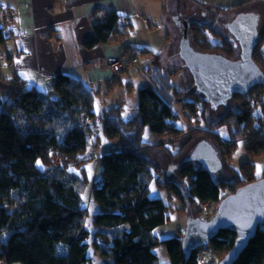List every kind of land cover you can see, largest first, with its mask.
Returning a JSON list of instances; mask_svg holds the SVG:
<instances>
[{"label": "trees", "instance_id": "obj_1", "mask_svg": "<svg viewBox=\"0 0 264 264\" xmlns=\"http://www.w3.org/2000/svg\"><path fill=\"white\" fill-rule=\"evenodd\" d=\"M120 26L116 18L96 21L94 35L85 39L83 45L91 48L112 40ZM128 27L130 23L126 24ZM259 37L256 47L263 41L264 32ZM7 39L4 27L0 26V44ZM202 46L206 47L204 42ZM256 47L252 59L264 73V59L257 60ZM130 48L125 46L127 51H132ZM216 48V44L208 47L213 51ZM148 52L151 53L137 49L133 53ZM255 86L264 90V84ZM176 91L175 98L183 93L180 89ZM202 98L179 101L192 114L197 110L195 102L200 101L202 106L195 113L197 116L190 118L186 116L188 113L182 114L188 119L189 136L208 133L218 148L204 140L220 153L217 157L221 164L240 138H245L249 153H264V101L257 102L259 113L247 100L239 104L237 111H228L210 123L202 116L203 104H207ZM94 108L95 90L66 72H58L47 90L21 82L12 87L8 97L0 98V264H90L87 249L91 232L86 226L89 211L81 197L85 184L81 175L62 165V159L66 157L82 164L93 158L83 157L90 145V132L81 126L80 118L82 115L93 118ZM177 118L151 83L138 89L136 109L129 118L122 116L120 103L102 111L99 122L102 134L109 140L119 141L118 150L98 156L99 174L90 187L91 200L97 207L90 215V224L111 231L110 237L104 234L109 240H92L96 248L105 244L102 252L107 259L103 264H159L154 249L160 244L167 251L169 264H198L202 248L210 247L222 258L233 245L235 234L228 229H220L208 243L188 252L183 248L181 237L159 240L153 236L154 228L168 217V205L161 198L150 196L151 171H156L157 166L149 159L148 151L164 147L165 140L170 141L184 132L176 126ZM200 120L206 129H201ZM220 128H226L225 136L218 132ZM146 129L156 137H165L164 140L146 142L143 139ZM54 153L62 163L51 161ZM194 161L187 160L179 168L181 177L192 180L186 195L189 205L219 202L232 193H225L223 186H232L231 190L235 191L260 178L255 177L251 162L242 163L240 173L226 182L213 177L206 168L197 167ZM154 179L158 187L174 192L182 200V192L175 182L163 184L158 176ZM230 264H264V223L258 225L243 251Z\"/></svg>", "mask_w": 264, "mask_h": 264}, {"label": "rangeland", "instance_id": "obj_2", "mask_svg": "<svg viewBox=\"0 0 264 264\" xmlns=\"http://www.w3.org/2000/svg\"><path fill=\"white\" fill-rule=\"evenodd\" d=\"M145 1L147 2L148 0H143V2ZM146 4L148 10L152 13V15H148V19L152 21V26L149 28L146 21L142 20L136 28L141 42H147L152 52L139 54L141 58H147V61L138 70L131 69L128 71L131 68L129 66L130 68L127 70L129 72L128 74L126 70L119 72L121 82H111L109 87L104 86L99 89L98 85L94 87L96 91V110L95 108L94 110L96 111L95 115L99 116L103 109L112 102H115V104L120 103L122 105V116L129 118L130 113L137 105L138 89L147 85L144 81L146 80L158 90L159 94L170 104L173 111L178 115L175 124L177 127L183 128L184 132L170 141L168 139L165 140L164 147H154L148 151L149 159L157 166L156 171H151L150 196L161 198L168 205L166 210L168 217L166 221L152 231L153 236L160 240L173 236L182 237L187 231L189 219L196 216L201 218L200 208L194 202L189 205L190 203L186 198L192 180L188 177H181L179 168L192 154L194 155L200 140L206 139L215 149L218 148L210 139L211 136L208 133L189 136L187 131V125L189 123L188 119L184 117L185 113H188L189 115L186 116H190V118L197 116L195 113L202 109V106L199 104L200 101L195 102V108L197 110L192 114L188 110V107L182 105L179 101L184 98L193 100L198 98V100H201L203 96L201 93L197 94L195 91L188 93L192 85V79L194 78V71H192V68L184 67L183 62L181 63L179 60L181 58L176 54L182 42L183 25L181 22L185 17L191 18V15H194L195 21L190 24L189 29H186L189 43L193 50L196 49L195 51L202 53H217L230 59H239L240 55L243 54L240 38L243 34H240L242 30H239L242 28L241 25L234 22L238 18L246 19L252 16L254 18L256 17L257 25L254 28L258 35L263 33L264 0H149ZM162 8H164V12L161 14ZM172 17H175V20L179 23L178 25L174 23V20L171 19ZM185 21L188 22L187 20ZM200 41L204 42L206 47L202 46V42ZM214 44L217 45L215 51L208 49L210 45ZM257 49L259 51L257 60L264 59V39L255 50ZM3 50L4 46L0 44V55H2L1 52ZM128 54L130 53L126 52V55ZM257 87L259 86H255L243 94H235L227 99V101L209 100L206 102L207 104H203L205 113L202 116H205L210 123H214L228 111H237L240 108L239 104L247 100L253 105L254 111L259 113L260 108L257 102L264 101V90L258 89ZM105 88L110 89L105 90ZM175 88L183 92L177 98H175L177 94V89ZM259 97L260 100L258 99ZM200 122L201 124L199 126H201V129H206V125L202 120ZM42 123L47 124L43 120ZM207 128H210V126H207ZM101 131L102 128L100 125L89 128L90 145L83 154V157L88 158L93 156V158L82 164L76 163V160L67 159L66 157L62 159V165H66L67 168L74 170V173L81 175L80 177L85 184V190L81 197L83 204L89 211V216L86 217V226L91 232L89 238L90 244L87 249V254L90 256V264H103L107 259L102 252L105 244L102 243L99 248H96L92 240L96 238L98 241H105L109 240L111 236V231L107 232L105 227L90 224V215L97 209L91 200L90 187L93 181H97L96 177L99 174L100 164L98 156L111 150L119 149V141L107 139ZM98 132L99 134H97ZM218 132L221 136H225L226 128H220ZM147 140L153 142L149 138ZM57 158L58 155L54 153L50 159L53 162H58V164L62 163ZM194 160L193 163L197 167L204 165L202 161L198 159ZM244 162L253 163L255 177L264 176V153L260 155L249 153L246 149L245 138H240L237 140L230 156L222 162L221 168L212 172L213 177L217 179L222 178L224 181L229 182L234 174L240 173L241 164ZM83 168H85L84 174L81 173L84 170ZM155 176H158L163 184L168 181L175 182L182 192V200L174 192L166 188L158 187L155 183ZM223 188L225 193L234 192V190H231L232 186H223ZM261 223L263 224L264 221ZM104 234L109 237L104 236ZM154 252L158 257L159 264H169L167 251L162 244L157 246ZM199 254L200 261L198 264H217L221 258L219 253L215 254L210 247L202 248Z\"/></svg>", "mask_w": 264, "mask_h": 264}, {"label": "crops", "instance_id": "obj_3", "mask_svg": "<svg viewBox=\"0 0 264 264\" xmlns=\"http://www.w3.org/2000/svg\"><path fill=\"white\" fill-rule=\"evenodd\" d=\"M147 2L0 0V8L6 12L4 17H0V26L4 27L8 35V39L2 43L4 50L0 55V98L8 97L12 87L21 82L40 90H47L52 86L53 78L58 72H66L81 79L91 89L97 85L99 89L109 87L111 82H121L119 73L111 72L106 65L105 57L126 52L135 55L137 62L131 63L128 71L138 70L146 63L147 58H141L133 52L137 49L152 52L147 42H141L136 28L142 20L146 21L149 28L152 26V21L148 19V15L152 13L148 10ZM163 12L164 8L161 9V14ZM115 18L121 28L117 30L112 40L97 43L91 48L83 45L85 39L94 35L93 24L96 21L102 19L112 21ZM127 23H130L131 27L126 29ZM125 29L123 34L122 31ZM125 46H130L132 51H127ZM144 81L148 84L146 80ZM113 104L115 102L109 106ZM135 109L136 106L130 116ZM101 114L102 112L99 116ZM148 138L153 142L148 141ZM164 138L156 137L147 129L143 134V139L150 143L163 141Z\"/></svg>", "mask_w": 264, "mask_h": 264}, {"label": "water", "instance_id": "obj_4", "mask_svg": "<svg viewBox=\"0 0 264 264\" xmlns=\"http://www.w3.org/2000/svg\"><path fill=\"white\" fill-rule=\"evenodd\" d=\"M256 17L238 18L234 23L241 25V47L239 59H230L217 53H202L193 50L186 31H182V42L178 55L184 67L192 68L194 78L188 93L200 92L207 100L227 101L236 93H243L256 84H264V73L252 59V53L260 37L257 34ZM239 36V35H238ZM198 159L201 167L213 172L221 168V161L213 146L200 140L194 155L188 161ZM173 168V167H171ZM170 168V169H171ZM264 221V177H260L235 189L219 200L214 215L209 220L190 218L186 233L181 237L185 251L203 245L220 229L235 234L233 245L217 264H230L245 248L258 225Z\"/></svg>", "mask_w": 264, "mask_h": 264}, {"label": "built area", "instance_id": "obj_5", "mask_svg": "<svg viewBox=\"0 0 264 264\" xmlns=\"http://www.w3.org/2000/svg\"><path fill=\"white\" fill-rule=\"evenodd\" d=\"M6 15L5 9L0 8V17H4ZM137 61V57L133 54L126 53L117 55V56H107L105 58L106 65L113 73H119L127 70L129 65L133 62ZM186 112V111H185ZM81 126L85 129L92 128L96 125H99L100 116H94L93 118H88L86 115H82L80 118ZM218 202H198L196 206L200 208V214L202 220H209L215 213L217 209ZM200 258V254H199Z\"/></svg>", "mask_w": 264, "mask_h": 264}, {"label": "flooded vegetation", "instance_id": "obj_6", "mask_svg": "<svg viewBox=\"0 0 264 264\" xmlns=\"http://www.w3.org/2000/svg\"><path fill=\"white\" fill-rule=\"evenodd\" d=\"M191 15V14H190ZM215 17V16H214ZM171 19H173L174 20V23L176 24V25H178L179 23H178V21L177 20H175V17H172ZM185 20H187L188 22H186ZM193 21H195V18H194V15H191V18H184V20L181 22V24L183 25V27H182V31H183V28H184V26L185 25H187V27L186 28H190V24L193 22ZM190 44V43H189ZM191 45V44H190ZM196 50V49H195ZM197 50H200V49H197ZM195 92H198V91H195ZM198 93H200V92H198Z\"/></svg>", "mask_w": 264, "mask_h": 264}]
</instances>
